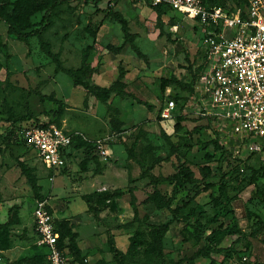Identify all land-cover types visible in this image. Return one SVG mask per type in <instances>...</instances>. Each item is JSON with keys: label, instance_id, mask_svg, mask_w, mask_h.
Returning a JSON list of instances; mask_svg holds the SVG:
<instances>
[{"label": "rangeland", "instance_id": "rangeland-1", "mask_svg": "<svg viewBox=\"0 0 264 264\" xmlns=\"http://www.w3.org/2000/svg\"><path fill=\"white\" fill-rule=\"evenodd\" d=\"M116 1L103 0L95 6L72 0L60 5L52 26L42 35L63 68L78 69L85 57L95 70L86 80L92 86L108 88L121 73L125 91L134 98L111 94L107 103L112 110L83 88L74 87L65 73H56L55 62L42 52L37 37L26 44L9 36L8 25L0 23V41L6 44L0 47V224L12 218L0 232V264H47L45 250L35 244L32 228V213L39 199L46 200L56 220L67 222L75 233L74 244L86 264H95L100 257L108 258L106 264H115L107 247V231L114 236L116 247L127 253L126 264L185 261L203 246L197 237L198 224L204 225L205 235L221 224L227 229L236 225L233 235L220 243L222 248L232 246L237 251L235 258L224 264H264V206L252 196L250 171L244 170L240 176L241 192L230 205L231 213H219L212 203L218 196L220 175L236 165L241 169L264 167V150L250 152L247 143L234 141L216 122L210 126L207 118L198 114V105H202L196 100L192 80L194 71L204 64L200 28L169 7H163L158 19L149 0L136 5ZM237 2L244 7L247 0H224L228 8ZM110 10L130 25L134 44L144 58L124 41ZM41 18L38 13L32 20L37 23ZM87 47L91 50L85 55ZM161 78H175L180 84H171L161 92ZM168 100L176 102V109L173 117L164 121L159 113ZM137 101L148 103L151 110ZM178 115L184 117L181 130L175 129ZM49 121L92 142L91 149H81L75 155L70 167L55 173L46 170L20 140L24 128ZM132 146L137 160L145 162L149 174L159 181L157 189L167 197H172V175L184 168L193 173L192 181L178 187L172 200L173 208L181 207V222L168 210L145 201L153 188L128 156ZM200 166L210 167L213 176L203 179ZM27 174L35 177L37 191ZM208 183L213 187L203 190ZM255 183L264 192L262 173ZM92 209L99 212L102 222L96 220ZM216 215L217 221L211 222ZM127 223L129 227L122 226ZM164 224L167 232L161 240L163 258H159L149 248V233ZM136 233V239L144 242L128 253ZM224 255L223 251L212 257L220 263ZM66 256L67 264H75L70 254ZM209 263L205 258L194 262Z\"/></svg>", "mask_w": 264, "mask_h": 264}, {"label": "built area", "instance_id": "built-area-1", "mask_svg": "<svg viewBox=\"0 0 264 264\" xmlns=\"http://www.w3.org/2000/svg\"><path fill=\"white\" fill-rule=\"evenodd\" d=\"M197 23L202 33L205 70L195 86L198 114L229 133L234 141L247 143L250 152L264 150V0H247L244 7L207 6L202 0H151ZM176 104L168 100L159 117H173ZM72 135L49 124L32 125L20 140L35 152L52 173L68 163ZM36 245L47 249L48 264H67L59 246L56 217L46 200L33 210Z\"/></svg>", "mask_w": 264, "mask_h": 264}, {"label": "trees", "instance_id": "trees-1", "mask_svg": "<svg viewBox=\"0 0 264 264\" xmlns=\"http://www.w3.org/2000/svg\"><path fill=\"white\" fill-rule=\"evenodd\" d=\"M72 0H0V23H6L8 25L7 33L9 36H13L19 41L25 42L28 44L29 39L32 37H37L39 39V46L42 52L51 58L55 64V72H63L68 77L71 78L74 87H81L86 91L87 95H91L96 98L103 104L107 106L109 110H112V107L107 103L109 96L114 94L120 98L123 97H133L130 93L125 91L126 84L122 81V75L119 73L117 79L114 83L108 88H98L92 86L86 82V80L91 79L92 74L95 70L90 66V64L83 59V62L78 69H65L61 66V63L56 54L51 52L50 45L46 41L42 39L43 33L48 31L53 24V14L54 11L63 4H67ZM103 0H84L85 3H91L95 6ZM141 0H131L132 3H137ZM203 3L207 6H221L226 7L224 0H202ZM149 5L155 11L158 19L163 14V7H167L164 5L152 6L151 0H149ZM235 6L243 7L240 2H237ZM42 13V18L39 22H33L32 18L35 14ZM108 14L120 25L121 32L124 37V41L130 46L133 52L140 58H144V55L140 52L137 46L134 44L135 35L130 33L128 28V23L123 18V16L114 11H108ZM161 24V22L159 21ZM0 47L5 48L6 44H3L0 41ZM91 50V47H87L85 50V55ZM204 64L200 65L194 71V78L192 82L195 83L198 81L201 74L204 72L206 66L205 56L203 55ZM171 84L179 85L180 83L175 78L165 79L161 78L160 80V91L164 92L165 89ZM195 88V87H194ZM191 92H193V88L191 87ZM39 97H42L39 93H36ZM139 104L144 105L146 108L151 110V106L143 101H137ZM176 103V102H175ZM176 109V108H175ZM175 111V110H174ZM184 117L182 115H178L176 117L175 129L181 130V123L183 122ZM208 125L211 126L212 122L210 119H206ZM49 124H54L60 127L55 121H49L47 123H32V125H42L46 126ZM216 139L219 141V133L216 129ZM219 138V139H218ZM22 142V141H21ZM216 143V142H215ZM24 144V143H23ZM26 147V145L24 144ZM217 148L222 149V147L216 145ZM27 148V147H26ZM72 149H91L92 142L86 139H83L80 135H73L71 142ZM28 149V148H27ZM128 156L137 164L141 170L142 178H149L150 184L153 188V191L147 195L146 202H151L155 205V207L159 210H168L174 220L177 222H181L182 218L179 213L181 211V207L176 206L172 207V200L174 196L177 194L178 187H183L185 183H190L193 178V173L186 168L181 169L179 173H175L171 176L174 180V185L172 189V197H167L159 189H157V185L159 181L152 177L145 167V162L137 160L136 155L133 153L132 149L128 151ZM244 170L250 171L249 176V185L252 186V196L258 199L264 206V192L259 189L256 185L255 181L257 177L262 173L264 175V167L259 169L248 168L245 166L244 168H240L238 165L236 167L224 172L220 175L219 183H218V196L212 200L214 207L219 211V213H231L230 205L231 203L238 197L241 192V186L243 180L240 179ZM200 174L203 176V179L210 178L213 176L212 169L208 166H200L199 167ZM27 178L30 182V185L34 191L38 190L36 185L35 177L27 174ZM213 187V184H206L203 187V190H207ZM43 200V199H39ZM86 201V200H85ZM88 203V201H86ZM187 202L183 203L182 206H186ZM92 213L97 221L102 222V219L99 217V212L95 209H92ZM89 211H91V207H89ZM187 218V217H186ZM218 215L214 217L211 222H216ZM12 218L8 217L7 221L0 224V232L4 230L6 226L11 224ZM198 222V221H197ZM56 230L59 234V246L60 248L67 251V254H70L73 257L74 263L77 264H86L84 258L80 255L79 249L74 244L75 233H71L68 224L65 221H57L55 220ZM124 227H129L130 223L122 225ZM204 225L198 224L195 225L196 231L198 232V239L203 242V246L196 251V253L185 261H179L174 264H194L195 260L199 258L209 259V264H224L225 260L234 259L235 255H237V251L232 247L222 248L220 247V243L226 238L231 237L236 229L234 225L231 229L223 228L222 224L217 226L215 229H212L208 235H205ZM167 232V225H159L153 227V229L149 233L150 242L148 243L149 248L155 253V255L159 258H163L162 249H161V240ZM136 233L131 239L128 246V253H132L135 251V248L138 244L144 242L143 240L136 239ZM107 247L109 253L112 255V259L115 264H126L127 253H124L119 248L116 247L114 236L110 231H107ZM224 251L225 255L223 261L220 263L217 262L212 256L221 254ZM95 264H106V261L103 259L98 260Z\"/></svg>", "mask_w": 264, "mask_h": 264}, {"label": "crops", "instance_id": "crops-1", "mask_svg": "<svg viewBox=\"0 0 264 264\" xmlns=\"http://www.w3.org/2000/svg\"><path fill=\"white\" fill-rule=\"evenodd\" d=\"M121 2V1H123V0H117L116 2L118 3V2ZM125 1V0H124ZM127 2H130L131 4H133V5H136V3H132L131 2V0H126ZM138 3V2H137ZM115 12V11H114ZM129 26L130 25H128V28H129ZM195 28V27H194ZM130 31V30H129ZM79 151H81V149H69V151H68V163H67V166L68 167H70L71 165V162L73 161V159H74V157H75V155H77V153L79 152ZM66 166V167H67ZM75 214V213H74ZM32 228H33V233H34V237H35V242H36V238H37V236H36V234H35V232H34V221H33V215H32ZM80 229V228H79ZM79 229L77 230V233L79 234V239H80V237L82 236V234H80V232H79ZM36 244V243H35ZM40 247V246H39ZM41 248H43L44 250H45V253H46V258H47V249L45 248V247H41ZM65 252H66V255H68L67 254V251L65 250ZM101 259H103V260H105V261H108V258L107 257H100ZM98 260H100V259H98ZM97 262V261H96ZM47 264H48V261H47ZM75 264H77V263H75Z\"/></svg>", "mask_w": 264, "mask_h": 264}]
</instances>
